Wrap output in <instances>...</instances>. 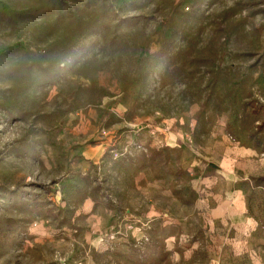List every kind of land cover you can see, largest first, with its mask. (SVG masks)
<instances>
[{
  "label": "rangeland",
  "instance_id": "rangeland-1",
  "mask_svg": "<svg viewBox=\"0 0 264 264\" xmlns=\"http://www.w3.org/2000/svg\"><path fill=\"white\" fill-rule=\"evenodd\" d=\"M0 264H264V0H0Z\"/></svg>",
  "mask_w": 264,
  "mask_h": 264
}]
</instances>
